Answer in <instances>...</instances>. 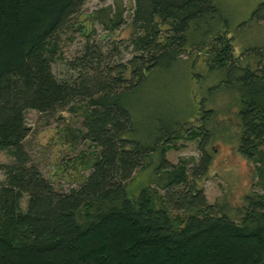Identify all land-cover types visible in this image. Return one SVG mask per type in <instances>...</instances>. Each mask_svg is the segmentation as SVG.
<instances>
[{
  "label": "trees",
  "instance_id": "trees-1",
  "mask_svg": "<svg viewBox=\"0 0 264 264\" xmlns=\"http://www.w3.org/2000/svg\"><path fill=\"white\" fill-rule=\"evenodd\" d=\"M84 2L0 0V151L9 148L13 157L0 162V264H264V194H246L236 220L206 200L201 183L212 163L207 121L186 131L177 121L150 125L140 138L134 102L124 98L187 46L207 47L211 70L226 72L238 91L237 151L264 175V46L246 49L257 61L241 67L227 30L212 24L221 19L214 0H134L137 50L128 60V84L121 89L124 64L98 68L89 43L70 63L77 74L58 78L51 62L60 35ZM250 20L264 21V1ZM121 21L119 12L108 19L112 27ZM75 103L83 108L81 137L98 152L79 186L63 192L24 150L30 131L25 112L51 113ZM203 112L214 115L211 108ZM180 138L197 140L199 157L191 166L165 158ZM157 149L163 192L147 185L128 197L126 185Z\"/></svg>",
  "mask_w": 264,
  "mask_h": 264
},
{
  "label": "rangeland",
  "instance_id": "rangeland-1",
  "mask_svg": "<svg viewBox=\"0 0 264 264\" xmlns=\"http://www.w3.org/2000/svg\"><path fill=\"white\" fill-rule=\"evenodd\" d=\"M263 1L214 0L221 19L212 24L219 32L227 30L228 37L232 38L234 53L239 54L238 64L241 67L246 63L255 65L257 61L255 55L247 54L249 51L246 49L264 46V21L250 20L253 10ZM133 9L134 0H85L60 35L57 57L51 62L53 73L58 78L77 74L70 63L83 54L84 45L89 43L96 57L94 62L100 60L98 68L105 69L114 64H122L123 68L124 64L123 76L126 79L122 83L123 89L130 81L128 60L137 50L133 42L137 36L136 29L131 22ZM118 12L122 21L112 27L108 19ZM205 28L206 25L200 26L196 36L199 37ZM190 38L194 40V36ZM209 63L207 47L200 48L194 43L187 46L175 62L159 67L146 76L135 89L126 92L124 98L134 102V114L138 113L136 135L140 138L149 134L150 125L177 121L186 131L199 127L202 120L207 121L205 127L212 134L208 136L205 148L212 155V163L201 187L208 203L217 204L236 220L240 216L237 210L245 203L246 194L253 197L264 194V175H258L256 164L237 151V88L229 87L226 72L211 70ZM81 105L75 103L72 107L70 104L51 113L33 109L25 112L30 131L23 141L24 150L30 162L58 191L66 192L78 187L89 174L97 156L98 148L81 137L85 130ZM209 108L214 115L206 117L203 109ZM153 117H157L158 122L152 123ZM150 138L154 139L155 134ZM171 144L174 146H169L165 152L169 163L186 159L191 166L198 160L197 140L180 138ZM161 160L162 155L157 149L148 160L147 167L138 171L126 185L128 197L136 196L147 185L163 192L155 173ZM12 161L11 149L0 151L1 163ZM3 178L0 173V179ZM26 201L27 197L23 196V208Z\"/></svg>",
  "mask_w": 264,
  "mask_h": 264
}]
</instances>
